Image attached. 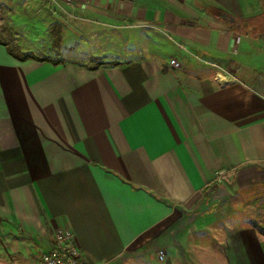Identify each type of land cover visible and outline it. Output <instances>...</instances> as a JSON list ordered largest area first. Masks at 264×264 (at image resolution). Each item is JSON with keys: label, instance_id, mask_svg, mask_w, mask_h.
<instances>
[{"label": "crops", "instance_id": "1", "mask_svg": "<svg viewBox=\"0 0 264 264\" xmlns=\"http://www.w3.org/2000/svg\"><path fill=\"white\" fill-rule=\"evenodd\" d=\"M57 1L160 35L96 68L0 44V264L60 227L85 264H264L263 229L211 218L225 201L195 214L220 178L264 182V0Z\"/></svg>", "mask_w": 264, "mask_h": 264}, {"label": "rangeland", "instance_id": "2", "mask_svg": "<svg viewBox=\"0 0 264 264\" xmlns=\"http://www.w3.org/2000/svg\"><path fill=\"white\" fill-rule=\"evenodd\" d=\"M160 35L153 26H132L112 22L107 17L78 12L57 0H0V41L18 56L82 62L92 68L117 61L121 54L140 56L147 40ZM154 38V39H153ZM240 186L233 176L220 178L210 189L209 203L202 204L196 215L217 207L213 220L229 213L239 214L245 226L264 230V182ZM242 224V223H241ZM156 249L144 255H131L116 264H140L158 260ZM153 255V256H152ZM152 257H154L152 259Z\"/></svg>", "mask_w": 264, "mask_h": 264}, {"label": "built area", "instance_id": "3", "mask_svg": "<svg viewBox=\"0 0 264 264\" xmlns=\"http://www.w3.org/2000/svg\"><path fill=\"white\" fill-rule=\"evenodd\" d=\"M170 64L179 66L174 59ZM39 264H85L73 232L65 227L56 229L54 246L50 251L42 254Z\"/></svg>", "mask_w": 264, "mask_h": 264}, {"label": "trees", "instance_id": "4", "mask_svg": "<svg viewBox=\"0 0 264 264\" xmlns=\"http://www.w3.org/2000/svg\"><path fill=\"white\" fill-rule=\"evenodd\" d=\"M263 3H264V1H263ZM218 12H222V10L219 9ZM0 44H3V43L0 41ZM3 45H5V44H3ZM5 46H6V45H5ZM7 48H8V47H7ZM8 52H9L10 55H12L15 59L20 60V61H25V60H27V59H33V60H38V61H40V60H47V61H50V62H52V63H54V64H57V63H58V61H55V60H50V59H40V58H38V57H36V56H31V55L18 56V55H16V54H15L11 49H9V48H8ZM95 68H96V67H95Z\"/></svg>", "mask_w": 264, "mask_h": 264}, {"label": "water", "instance_id": "5", "mask_svg": "<svg viewBox=\"0 0 264 264\" xmlns=\"http://www.w3.org/2000/svg\"><path fill=\"white\" fill-rule=\"evenodd\" d=\"M220 17L225 20V21H228V22H233L234 21V18L231 17L230 15H228L227 13H221L220 14Z\"/></svg>", "mask_w": 264, "mask_h": 264}]
</instances>
